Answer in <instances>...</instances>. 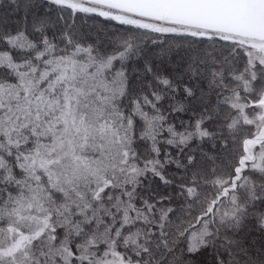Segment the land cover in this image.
<instances>
[{"label": "snow or ice", "instance_id": "1", "mask_svg": "<svg viewBox=\"0 0 264 264\" xmlns=\"http://www.w3.org/2000/svg\"><path fill=\"white\" fill-rule=\"evenodd\" d=\"M0 264H264V0H0Z\"/></svg>", "mask_w": 264, "mask_h": 264}]
</instances>
